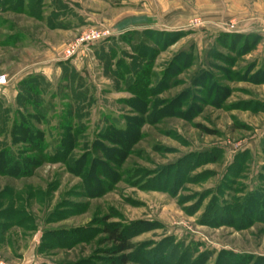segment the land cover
<instances>
[{
    "label": "rangeland",
    "instance_id": "1",
    "mask_svg": "<svg viewBox=\"0 0 264 264\" xmlns=\"http://www.w3.org/2000/svg\"><path fill=\"white\" fill-rule=\"evenodd\" d=\"M231 1L0 0V153L29 146L20 115L46 147L1 169V264H111L103 219L127 264H264V35Z\"/></svg>",
    "mask_w": 264,
    "mask_h": 264
},
{
    "label": "trees",
    "instance_id": "2",
    "mask_svg": "<svg viewBox=\"0 0 264 264\" xmlns=\"http://www.w3.org/2000/svg\"><path fill=\"white\" fill-rule=\"evenodd\" d=\"M34 82L35 80L33 79V83ZM29 86L30 87L29 89L27 88V91L31 93V97L28 98L26 95V97L23 98L24 100L31 99L32 97L37 96V91L34 90L31 85ZM20 118L21 125L19 128L21 130L23 129L21 132L23 138L19 141V143L29 144V146L27 148H24L25 151H23V153H17L18 155L12 153L6 154L5 151L0 153V172L1 169L4 167L22 166L26 161L32 160L36 156L46 157V155H43L44 151L46 150V147L42 144L43 134L38 133L36 130H33L34 127L31 126V124L29 123L30 121H26L21 115ZM60 129L63 132V135H61V139L58 141V146L54 147V149L51 150V155L56 157V159L60 162L68 164V156H70V152L76 146L74 140V138L76 137V135L74 134L76 129H73L67 122H65V124ZM84 157L89 158V167H91L92 162L96 160L95 156L93 157L92 155H90L89 152H86L79 159L75 160L74 163L82 165ZM72 158L73 157H70V159ZM16 212L17 211H14V213ZM19 212H22V210L20 209ZM100 224L102 226L100 230L101 233L105 236L106 242H110L113 245V247L108 250V253L111 255L109 259L111 264H127L131 260V252L136 249V244L133 243L129 238L125 227H122L120 224L117 223H107V219L101 220ZM223 264H225V262Z\"/></svg>",
    "mask_w": 264,
    "mask_h": 264
},
{
    "label": "crops",
    "instance_id": "3",
    "mask_svg": "<svg viewBox=\"0 0 264 264\" xmlns=\"http://www.w3.org/2000/svg\"><path fill=\"white\" fill-rule=\"evenodd\" d=\"M225 6V19H234L239 29L234 32H257L264 35L261 18L264 15V0H237ZM226 5V4H225ZM230 32L231 30L225 29Z\"/></svg>",
    "mask_w": 264,
    "mask_h": 264
},
{
    "label": "built area",
    "instance_id": "4",
    "mask_svg": "<svg viewBox=\"0 0 264 264\" xmlns=\"http://www.w3.org/2000/svg\"><path fill=\"white\" fill-rule=\"evenodd\" d=\"M102 35V34H101ZM100 34L94 33V31H87L81 37H79L74 44L70 45L65 51V58H71L79 55L82 51L81 46H88L91 43L96 42L101 37ZM102 38V37H101ZM9 82L6 75H0V87H4ZM1 264V263H0Z\"/></svg>",
    "mask_w": 264,
    "mask_h": 264
}]
</instances>
